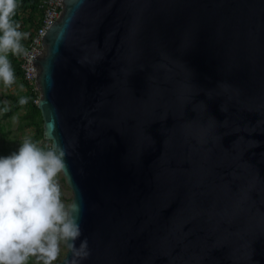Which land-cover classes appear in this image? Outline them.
Here are the masks:
<instances>
[{
  "label": "water",
  "instance_id": "obj_1",
  "mask_svg": "<svg viewBox=\"0 0 264 264\" xmlns=\"http://www.w3.org/2000/svg\"><path fill=\"white\" fill-rule=\"evenodd\" d=\"M61 4L32 65L82 264H264V0Z\"/></svg>",
  "mask_w": 264,
  "mask_h": 264
},
{
  "label": "clouds",
  "instance_id": "obj_2",
  "mask_svg": "<svg viewBox=\"0 0 264 264\" xmlns=\"http://www.w3.org/2000/svg\"><path fill=\"white\" fill-rule=\"evenodd\" d=\"M15 9L16 0H0L3 87L14 82L8 54H21L26 36L12 19ZM68 154L54 140L37 144L25 138L0 155V264H82L89 256L87 238H80L81 201L64 194Z\"/></svg>",
  "mask_w": 264,
  "mask_h": 264
},
{
  "label": "trees",
  "instance_id": "obj_3",
  "mask_svg": "<svg viewBox=\"0 0 264 264\" xmlns=\"http://www.w3.org/2000/svg\"><path fill=\"white\" fill-rule=\"evenodd\" d=\"M39 18L40 10L36 0H16V9L12 19L19 25V31L25 33L27 37L31 36L32 30L38 25ZM26 36L20 41L22 48L27 44ZM8 60L14 73L13 83L22 85L24 90L16 94L9 92L0 94V116L3 119L11 118L22 110L19 119L23 126L32 130L31 140L37 144H47L49 141L42 138V120L37 105L34 103L37 95L31 92L22 80L19 54L13 56L9 53ZM2 153H5V150L0 148V155Z\"/></svg>",
  "mask_w": 264,
  "mask_h": 264
},
{
  "label": "built area",
  "instance_id": "obj_4",
  "mask_svg": "<svg viewBox=\"0 0 264 264\" xmlns=\"http://www.w3.org/2000/svg\"><path fill=\"white\" fill-rule=\"evenodd\" d=\"M40 10L38 25L32 30L31 36L27 37V44L22 48L19 54L20 69L22 71V80L31 92L35 93L38 98V88L35 83L37 71L32 65L33 58L40 55L42 48V37L59 15L62 0H36ZM36 102V100H34Z\"/></svg>",
  "mask_w": 264,
  "mask_h": 264
},
{
  "label": "rangeland",
  "instance_id": "obj_5",
  "mask_svg": "<svg viewBox=\"0 0 264 264\" xmlns=\"http://www.w3.org/2000/svg\"><path fill=\"white\" fill-rule=\"evenodd\" d=\"M23 90L24 87L20 84L13 83L9 87H3L2 85H0V94L7 92L16 94L17 92ZM21 114L22 110H20L16 115H13L11 118L3 119L0 116V148L5 150V153H2V155H7L10 152L15 151L18 144L25 138L31 139L32 130L21 124L19 119ZM62 183L65 197L66 199L70 200L71 192L63 181ZM61 255L63 256V253Z\"/></svg>",
  "mask_w": 264,
  "mask_h": 264
}]
</instances>
